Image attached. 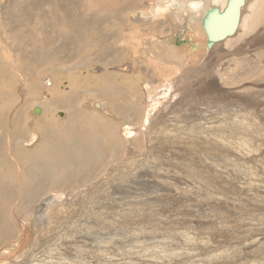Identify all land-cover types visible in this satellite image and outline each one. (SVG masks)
<instances>
[{
    "label": "rangeland",
    "instance_id": "1",
    "mask_svg": "<svg viewBox=\"0 0 264 264\" xmlns=\"http://www.w3.org/2000/svg\"><path fill=\"white\" fill-rule=\"evenodd\" d=\"M100 1L0 0V203L13 209L18 235L17 217L29 218L27 242L0 264H264V24L247 43L222 49L221 60L212 51L182 73L186 86L175 93L182 99L171 108L182 119L164 126L156 120L173 117L158 112L145 138L144 85L154 88L157 75L139 54L134 72L117 68L135 46L125 38L129 13L145 12L151 0ZM184 28L173 32L175 48L188 44ZM103 82L115 83L104 93ZM162 84L154 92L160 101ZM62 149L71 160L62 155L65 166L55 164ZM55 184L65 194L46 209ZM2 235L0 254L8 244Z\"/></svg>",
    "mask_w": 264,
    "mask_h": 264
},
{
    "label": "bare ground",
    "instance_id": "2",
    "mask_svg": "<svg viewBox=\"0 0 264 264\" xmlns=\"http://www.w3.org/2000/svg\"><path fill=\"white\" fill-rule=\"evenodd\" d=\"M100 0H98V2H99ZM152 1V0H151ZM149 2V4H148V8L146 9V11L145 12H139V14H136L135 12H131V13H129V18L132 20V22H130V25L128 24V23H126V25H129V27L131 28L132 27V29L131 30H126L125 29V32L127 33V35H125V38L126 39H130L131 41L130 42H132V40H134L135 41V46H132V47H134L133 49H132V54H129V55H131L132 56V60L130 59V61L126 64L127 66H123V67H121V68H117V70H128V67L131 69V70H133V72H134V65L136 64L135 63V60H134V58H137L138 57V54H139V56H140V58L141 59H145L146 61H147V64L145 65L143 62H141V63H143V65H144V67L145 68H147V69H151V70H153L152 72V75H155V77H156V75H157V77H156V79H155V82L156 81H158L159 82V84L157 83V85L155 86L156 88L159 86V85H161L162 84V82H163V86H165V93H166V97H163V98H161L162 99V101H160V99L155 95V91H156V88L154 87V88H151V87H149L148 85L146 86V85H144L145 87H146V89H147V92H148V96H149V106H148V112H147V110H146V112H147V114H146V116L143 118V123H142V125H141V127L139 128L138 127V131L139 132H145V130H146V132H145V134H143L144 135V137L146 136V137H148L149 135H150V131H151V129H153L155 126H154V120H155V118H156V115H158L157 113L158 112H160V113H164L166 116H168V115H171L173 118H167L168 120H165L164 118H158L159 120H156V121H160V123L162 124V125H164L165 126V124L169 121V122H172V125H173V122H174V120H175V118L176 119H178L179 117H180V113L179 112H177V113H175L172 109H174L175 107H177L178 105H175V100H176V102H177V99H179V98H181V97H179V96H177L178 94H175L176 92H177V90L178 89H176V87L177 86H180L179 84L182 82V85H184L185 84V86H186V83H187V81H185V83H183V81L184 80H182L181 79V77H183L184 75V72L186 71V72H188V71H190V70H192L191 68L193 67V68H195L194 66L196 65L197 66V64H195L196 63V61L197 60H202V57L204 58V56L206 55H209V53L210 52H212L213 51V53H215L216 54V58H217V61L220 59H222V54H221V51H222V49L224 50V48L228 45V44H230V43H233V42H236V45L238 44V43H244V42H248V40H249V38H250V36L252 35L251 33H253V32H255L256 30L255 29H257L258 27H256V26H258V25H261V24H264V0H244L245 1V3H244V6L241 8V15H240V18H239V21H238V26H237V28H236V34L232 37V38H227V39H224V40H220V41H215L214 43H212V45H211V47L209 48L208 46H207V43H208V41H207V36H206V34H205V31H204V28L202 27V20H203V18L205 17V15H206V13H207V11L208 10H210L212 7H216V8H218V9H220V10H222L224 7H225V4H226V2H227V0H168V1H165V0H153L152 2ZM140 2V1H139ZM142 3V2H141ZM100 4H101V1H100ZM102 5V4H101ZM127 9V8H126ZM124 10V9H123ZM129 10V9H128ZM28 11V10H27ZM127 11V10H126ZM142 11H144V10H142ZM245 12L247 13L246 15H244L245 14ZM128 15V14H127ZM147 17H149L148 19H147ZM80 19V18H79ZM146 20V21H145ZM142 22H144V24L142 23ZM174 22H175V24H174ZM138 23H142V24H138ZM122 24V23H121ZM77 25V24H76ZM120 26V25H119ZM182 26H185V28L184 29H182L181 30V32L182 33H185L186 32V34H184L183 36L185 37V38H187L186 40H188V44H184V46L183 47H180V48H175V46H173L174 45V43H173V40H175V38H173V32H175V28H180V27H182ZM212 27V26H211ZM258 30V29H257ZM262 30V29H261ZM263 30H264V27H263ZM117 31V30H116ZM165 31V32H164ZM121 32H123V31H121ZM251 32V33H250ZM124 33V32H123ZM156 33H157V35H156ZM260 33V32H259ZM125 34V33H124ZM123 34V35H124ZM109 35V34H108ZM203 35H204V37H203ZM260 35V34H259ZM254 36H257V34L256 35H254ZM99 37V36H98ZM255 38V37H254ZM93 39V38H92ZM123 41V40H122ZM251 43V42H250ZM253 45V44H252ZM251 45V46H252ZM250 46V47H251ZM258 46H260V45H258ZM126 47V46H125ZM144 47H145V49H144ZM238 47V46H237ZM92 48V47H91ZM182 49H184V50H182ZM236 50H237V48H235ZM106 51V50H105ZM117 51V50H116ZM231 51V50H230ZM232 51H233V49H232ZM77 52V51H76ZM225 52V51H224ZM237 52V51H236ZM144 53V54H143ZM220 53V54H219ZM230 53V52H229ZM228 53V54H229ZM232 53V52H231ZM240 53V52H239ZM248 53V52H247ZM228 54H227V56H228ZM242 55H243V53H241ZM246 53H244V55H245ZM234 55H237V54H234ZM233 55V56H234ZM225 56V55H224ZM246 56H248V55H246ZM80 57V56H79ZM126 58V57H125ZM174 59H178L179 60V65H180V67L178 66V65H175L174 66V62H173V60ZM207 59V58H206ZM205 59V60H206ZM105 60V59H104ZM127 60V59H126ZM204 61V60H203ZM83 62V61H82ZM180 62H182V63H180ZM125 63V62H124ZM140 63V64H141ZM202 63L203 62H200L199 63V65L197 66V67H200L201 65H202ZM212 64H211V66L213 67L214 65H215V63H216V61L215 62H211ZM194 64V65H193ZM124 65V64H123ZM142 65V64H141ZM181 65H183V66H181ZM243 65V64H242ZM86 66V65H85ZM117 66V65H116ZM204 66V65H203ZM202 66V67H203ZM205 66H206V64H205ZM208 66V65H207ZM218 66V65H217ZM137 67V66H136ZM187 69V70H185V68ZM68 68V67H67ZM69 68H71V67H69ZM68 68V69H69ZM81 68V67H80ZM144 68V69H145ZM65 69V68H64ZM82 69H83V67H82ZM97 69H99V68H97ZM104 69V68H103ZM66 70V69H65ZM78 70H79V66H78ZM93 70V69H92ZM96 70V69H95ZM150 70V71H151ZM195 70V69H194ZM193 70V71H194ZM201 70V69H200ZM207 71H209V69H206ZM216 70H222V68H221V65L219 64V66H218V69H216ZM70 71V70H69ZM86 71V70H85ZM109 71V70H108ZM193 71H191V72H193ZM225 71V70H224ZM93 72H94V70H93ZM99 72V71H98ZM132 72V71H131ZM140 72V71H139ZM144 72H146V71H144ZM156 72V74H154ZM50 73V72H49ZM107 73V72H106ZM183 73V74H182ZM190 73V72H189ZM189 73H187V74H189ZM213 73V72H212ZM215 73H217V72H215ZM221 73H223L222 71H221ZM89 74V73H88ZM87 74V75H88ZM104 74V73H103ZM139 73H137V77H136V79L133 77V79H135V80H140V78L139 77H142V75L140 76V74L138 75ZM151 74V73H150ZM150 74H148V75H150ZM187 74H186V77L188 78V76H187ZM190 74H192V73H190ZM198 74V73H197ZM144 75V74H143ZM146 75V74H145ZM147 75V76H148ZM182 75V76H181ZM205 75H206V73H205ZM204 75V76H205ZM216 76H219L218 75V73L217 74H215ZM223 75V74H222ZM133 76H135V75H133ZM179 76H180V78H179ZM196 76V75H195ZM201 76V75H200ZM203 76V75H202ZM209 75H207V77H208ZM68 77V76H67ZM66 77V78H67ZM108 77H109V75H108ZM124 77V76H123ZM122 77V78H123ZM144 77V76H143ZM198 77V76H197ZM145 78V77H144ZM150 78H152V77H150ZM149 78V79H150ZM179 78V79H178ZM185 77H183V79H184ZM196 78V77H195ZM68 79V78H67ZM72 79V78H71ZM204 79V78H203ZM208 79V78H207ZM206 79V80H207ZM209 79H210V77H209ZM69 80V79H68ZM105 80V83L108 81H106V79H104ZM125 80H126V78H125ZM134 80V81H135ZM151 80V79H150ZM154 80V79H153ZM186 80V79H185ZM188 80H190V79H188ZM226 80V79H225ZM72 81V80H71ZM80 81V80H79ZM191 81V80H190ZM195 81V80H194ZM200 81H203V80H201L200 79ZM221 81V80H220ZM33 82V81H32ZM38 82H40V81H38ZM60 82V81H59ZM67 82V81H66ZM77 82V81H76ZM76 82L75 83H73V82H71L70 84H76ZM84 82V81H83ZM116 82V81H115ZM115 82H113V83H115ZM120 82V81H119ZM149 82H151V81H149ZM149 82L147 81V83L146 84H149ZM204 82V81H203ZM210 82H212V81H210ZM217 82V81H216ZM79 83V82H78ZM112 82H111V84L112 85H114ZM118 83V82H117ZM153 83V82H152ZM161 83V84H160ZM192 83H194V82H192ZM199 83V82H198ZM214 83V82H213ZM219 83V82H218ZM223 83V82H222ZM226 83V82H225ZM229 83V82H228ZM35 84V83H34ZM34 84H32V86L34 85ZM42 84L44 85V86H46V87H50L51 85H53L50 81H49V79H44V80H42ZM57 84V83H56ZM110 84V85H111ZM143 84V83H142ZM211 84V83H210ZM78 85V84H77ZM89 85V84H88ZM102 85H104V82H103V84ZM101 85V86H102ZM109 84L107 85H104V87H106V91H101V92H104V93H107V89H108V87L110 86ZM150 85V84H149ZM196 85V84H195ZM201 85V84H200ZM205 85V84H204ZM209 85V84H208ZM208 85H206L205 87H208ZM212 85H214V84H212ZM35 87H36V85H34ZM55 86V85H54ZM108 86V87H107ZM139 86V85H138ZM137 86V87H138ZM141 86V85H140ZM191 86H193V85H191ZM202 86V85H201ZM227 86V85H226ZM19 87V86H18ZM72 87V86H71ZM79 87H80V85H79ZM89 87V86H88ZM104 87H102V89L104 88ZM111 87V86H110ZM109 87V88H110ZM144 87V88H145ZM159 87H161V86H159ZM158 87V88H159ZM184 87V86H183ZM204 87V86H203ZM211 87V86H210ZM44 88V87H43ZM70 88V87H69ZM81 88V87H80ZM98 88V87H97ZM100 88V87H99ZM98 88V89H99ZM192 88V87H191ZM4 89V88H3ZM10 89V88H9ZM74 89V88H73ZM72 89V90H73ZM82 89V88H81ZM118 89V88H117ZM142 89V88H141ZM181 89V88H180ZM179 89V90H180ZM186 89V87L184 88V90ZM59 90V89H58ZM119 90V89H118ZM183 90V91H184ZM55 91V90H54ZM57 91V90H56ZM113 90H111V92H112ZM117 91V90H116ZM142 91V90H141ZM144 91H145V89H144ZM58 92V91H57ZM75 92H76V90H75ZM93 92V91H92ZM100 92V91H99ZM100 92V93H101ZM157 92V91H156ZM162 92V91H161ZM161 92H160V94H161ZM163 92H164V90H163ZM181 92V91H180ZM179 92V93H180ZM191 92V91H190ZM38 93V92H37ZM50 93V92H49ZM48 93V94H49ZM103 93V94H104ZM172 93V94H171ZM68 94V93H67ZM67 94H65V95H67ZM73 94H74V92H73ZM120 94V93H119ZM175 94V95H174ZM187 94V93H186ZM204 94V93H203ZM42 94H40L39 95V98H40V96H41ZM70 95H72V94H70ZM116 95V94H115ZM146 93H145V97H146ZM174 95V96H173ZM181 95V94H180ZM183 95V94H182ZM202 95V94H201ZM21 96V95H20ZM43 96V95H42ZM50 96H51V94H50ZM68 96H69V94H68ZM117 96H118V94H117ZM144 96V95H143ZM173 96V97H172ZM178 98H177V97ZM193 96V95H192ZM52 97V96H51ZM144 97V98H145ZM175 97L177 98V99H175ZM188 97V96H187ZM34 98H36L35 96H34ZM54 98V97H53ZM193 98V97H192ZM101 99H103V98H101ZM167 99V100H166ZM182 99V98H181ZM194 99V98H193ZM236 99V98H235ZM54 100V99H53ZM104 100H105V98H104ZM67 101H68V99H67ZM146 101V100H145ZM189 101V100H188ZM193 101V100H192ZM51 102V105H52V101H50ZM143 102V101H142ZM180 102V101H179ZM121 103V102H120ZM181 103V102H180ZM185 103V102H184ZM251 103H252V101H251ZM48 104V103H47ZM50 104V103H49ZM64 104H66V103H64ZM83 104V103H82ZM98 104V103H97ZM100 104V103H99ZM140 104H142V103H140ZM205 104V103H204ZM188 105H191V104H188ZM54 105H52V107H53ZM97 106V105H96ZM172 106H175L174 108H172ZM34 107V106H33ZM32 107V108H33ZM98 107V106H97ZM111 107V106H110ZM246 107V106H245ZM35 108H38V107H35ZM34 108V109H35ZM117 108V107H116ZM172 108V109H171ZM231 108V107H230ZM229 108V109H230ZM102 109V108H101ZM111 109V108H110ZM144 109H147V107L145 108L144 107ZM175 109H177V108H175ZM182 109V108H181ZM224 109V108H223ZM236 109V108H235ZM245 109V108H244ZM38 110V113L40 112V108H38L37 109ZM115 110V109H114ZM163 110V111H162ZM193 110V109H192ZM202 111H203V109H202ZM207 111V110H206ZM226 111V110H225ZM237 111V110H236ZM114 112V111H113ZM112 112V113H113ZM126 112H128V111H126ZM210 112V111H209ZM228 112V111H227ZM226 112V113H227ZM245 112V111H244ZM38 113H35V114H38ZM111 113V112H110ZM116 113V112H115ZM159 113V114H160ZM179 113V114H178ZM188 113H190V112H188ZM193 113H195V112H193ZM231 113V112H230ZM239 113V112H238ZM168 114V115H167ZM204 114V113H203ZM203 114H201V115H203ZM209 114V113H208ZM219 114V113H218ZM114 115V114H113ZM178 115H179V117H178ZM192 115H194V114H192ZM244 115V114H243ZM163 117V116H162ZM208 117V116H207ZM240 117V116H239ZM156 118V119H157ZM181 118V117H180ZM199 118V117H198ZM218 118V117H217ZM164 119V121H162ZM182 119V118H181ZM207 119V118H206ZM179 120V119H178ZM188 120V119H187ZM196 120V119H195ZM207 120H209V119H207ZM215 120H217V119H215ZM176 121V120H175ZM169 122H168V124H169ZM207 122V121H206ZM216 122H218V121H216ZM139 124V123H138ZM159 124V123H158ZM156 125H157V123H156ZM162 125H160L159 126V128H161V126ZM166 126H167V124H166ZM210 126V125H209ZM214 126V125H213ZM129 127H132V126H129ZM129 127H124V129H125V133H126V135H131V133L133 132L132 131V129H129ZM136 127H137V125H136ZM123 128V127H122ZM156 128V127H155ZM166 128V127H165ZM196 128V127H195ZM212 128V127H211ZM124 129H123V131H124ZM202 129V128H201ZM157 130V129H156ZM159 130H161V129H159ZM188 130V129H187ZM190 130V129H189ZM203 130V129H202ZM170 131V130H169ZM194 131V130H193ZM206 131H207V129H206ZM220 131V130H219ZM202 132V131H201ZM211 132V131H210ZM212 132H213V130H212ZM217 132V131H216ZM193 133V132H192ZM215 133V132H214ZM135 134V133H134ZM142 134V133H141ZM218 134V133H217ZM216 134V135H217ZM31 135V134H30ZM120 135V134H119ZM124 135V134H123ZM152 135V134H151ZM150 135V136H151ZM193 135V134H192ZM198 135V134H197ZM214 135V134H213ZM223 135V134H222ZM136 137V136H135ZM145 137V138H146ZM218 137V136H217ZM94 138H96V137H94ZM93 138V139H94ZM126 138V137H125ZM129 138V137H128ZM203 138V137H202ZM131 139H134V137L133 138H131ZM136 139V138H135ZM210 139V138H209ZM219 139V138H218ZM221 139V138H220ZM257 139V138H256ZM51 140V139H50ZM68 140V139H67ZM91 140V139H90ZM153 140V139H152ZM123 141H125L124 139H123ZM127 141V140H126ZM136 141H138V140H136ZM154 141V140H153ZM153 141H152V143H153ZM264 141V140H263ZM30 142V141H29ZM96 142V141H95ZM121 142V141H120ZM133 142H134V140H133ZM147 142V141H146ZM150 142V141H149ZM256 142V141H255ZM87 143H88V141H87ZM125 143V142H124ZM253 143V142H252ZM257 143V142H256ZM25 144V143H24ZM88 144H90V143H88ZM127 144V143H126ZM8 146H9V144H7ZM91 145V144H90ZM94 145H96V143H94ZM7 146V147H8ZM148 146V145H147ZM52 147V146H51ZM50 147V148H51ZM56 147V146H55ZM97 147H98V144H97ZM207 147V146H206ZM217 147V146H216ZM50 148H49V150H50ZM63 148V147H62ZM92 148V147H91ZM177 148V147H176ZM100 149V148H99ZM91 150V149H90ZM241 150H243V149H241ZM51 151V150H50ZM80 151H81V149H80ZM134 151V150H133ZM244 151V150H243ZM93 152V151H92ZM248 152H249V150H248ZM60 157H61V159H58V161L57 162H55V164H59V165H62V155L66 158V159H64V160H69V161H71L70 159H68V154L66 153V152H64L63 151V149L62 150H60ZM237 155V154H236ZM253 155V154H252ZM127 156V155H126ZM125 156V157H126ZM73 157H75V155L73 156ZM89 157V156H88ZM140 157V156H139ZM249 157V156H248ZM11 158V157H10ZM91 158V157H90ZM89 158V159H90ZM100 158V157H99ZM119 158V157H118ZM126 158H128V157H126ZM125 158V159H126ZM136 158V157H135ZM145 158V157H144ZM147 158V157H146ZM36 159V158H35ZM52 159V158H51ZM54 159V158H53ZM53 159H52V161H53ZM92 159H93V157H92ZM55 160V159H54ZM118 160V159H117ZM128 160V159H127ZM126 160V161H127ZM146 160V159H145ZM34 161V160H33ZM51 161V162H52ZM39 162V161H38ZM66 162V161H65ZM73 162V161H72ZM197 162V161H196ZM68 163V162H67ZM117 163V162H116ZM40 164V163H39ZM45 164H47V163H45ZM53 164V163H52ZM76 164V163H75ZM107 164V163H106ZM115 164V163H114ZM113 164V165H114ZM130 164V163H129ZM153 164V163H152ZM37 165H38V163H37ZM67 165V164H66ZM103 165V164H102ZM112 165V166H113ZM53 166V165H52ZM62 166H65V164H63ZM70 166V165H69ZM86 166V165H85ZM95 166H97V164H95ZM107 166V165H106ZM66 167H68V166H66ZM71 167V166H70ZM69 167V168H70ZM108 167V166H107ZM115 167V166H114ZM123 167V166H122ZM16 168H18V167H16ZM63 168V167H62ZM87 168V167H86ZM99 168H101V166L99 167ZM104 168V167H103ZM115 168H117V167H115ZM114 168V169H115ZM42 169V168H41ZM65 169V168H64ZM74 169V168H73ZM85 169V168H84ZM98 169V168H97ZM108 170H109V168H107ZM113 169V170H114ZM58 170H60V169H58ZM66 170V169H65ZM110 170H112L111 168H110ZM109 170V171H110ZM125 170V169H124ZM129 170V169H128ZM132 170V169H131ZM163 170V169H162ZM44 171V170H43ZM62 171V170H61ZM82 171V170H81ZM98 171V170H97ZM18 172V171H17ZM16 172V173H17ZM41 172V171H40ZM57 172V171H56ZM60 172V171H59ZM58 172V173H59ZM70 172H72V171H70ZM124 172V171H123ZM41 173H43V172H41ZM73 173V172H72ZM101 173V172H100ZM118 173V172H117ZM129 173V172H128ZM22 174V173H21ZM43 174H45V172L43 173ZM62 174V173H61ZM66 174V173H65ZM71 174V173H70ZM115 173H113V175H114ZM23 175V174H22ZM39 175H40V173H39ZM59 175V174H58ZM111 176H113L112 174H110ZM33 176V175H32ZM122 176V175H121ZM29 177V176H28ZM40 177H42L41 175H40ZM95 177V176H94ZM93 177V178H94ZM124 177V176H123ZM123 177H120L121 178V180H122V178ZM35 178V177H34ZM33 178V179H34ZM43 178V177H42ZM86 178V177H85ZM25 179V178H24ZM24 179H22V180H24ZM29 179V178H28ZM31 179V178H30ZM40 179V178H39ZM87 179H89L90 180V178H87ZM111 179V178H110ZM117 179V178H116ZM32 180V179H31ZM30 180V181H31ZM35 180L37 181V179L35 178ZM82 180V179H81ZM84 180H86V179H84ZM83 180V181H84ZM120 180V179H119ZM120 180V181H121ZM16 181V180H15ZM25 181V180H24ZM30 181H28L29 182V184H30ZM40 181V180H39ZM43 181V180H42ZM63 181H66V180H63ZM63 181H61V182H63ZM106 181V180H105ZM26 183H27V181H25ZM46 182V181H45ZM59 182V181H58ZM115 182H116V180H115ZM25 183V184H26ZM37 183H38V181H37ZM47 183V182H46ZM86 183V182H85ZM8 184H10V182L8 183ZM15 184V183H14ZM24 184V183H23ZM112 184V183H111ZM116 184V183H115ZM17 185V184H16ZM20 185V184H19ZM28 185V184H27ZM26 185V186H27ZM36 185V184H35ZM58 186H62V184H60V183H58L57 184ZM76 185V184H75ZM103 185V184H102ZM104 185H105V183H104ZM25 186V185H24ZM32 186V185H31ZM95 186V185H94ZM111 186V185H110ZM23 187V186H22ZM77 187V186H76ZM80 187H82L81 185H80ZM85 187V186H84ZM0 188H1V190H0V196L2 195V192L4 191V189H5V187L3 186V185H1L0 186ZM20 188V187H19ZM26 188H28V187H26ZM34 188V187H33ZM37 188H39V187H37ZM77 188H79V187H77ZM122 188V187H121ZM31 189H32V187H31ZM34 189H36V187L34 188ZM39 189H41V187L39 188ZM51 190H49V192H51L52 193V195H55L56 194V196H54V197H50V199H48L46 202H45V204H44V208H46V209H49L51 206H50V204L51 203H53V202H57V201H60V199H62V196H63V194H65V191H59V190H57L56 189V184L55 185H53L52 186V188H50ZM67 189H68V187H67ZM72 189V188H71ZM74 189V188H73ZM119 189V188H118ZM21 190H23V189H21ZM66 190V189H65ZM70 190V189H69ZM81 190V189H80ZM110 190V189H109ZM123 190V189H122ZM35 191V190H34ZM71 191V190H70ZM72 191H74V190H72ZM71 191V192H72ZM35 192H37V191H35ZM57 192H59V193H57ZM39 194V193H38ZM50 194V193H49ZM72 194H73V192H72ZM100 194V193H99ZM121 194V193H120ZM119 194V195H120ZM47 195V194H46ZM45 195V196H46ZM125 195V194H124ZM37 196V195H36ZM44 196V197H45ZM100 196V195H99ZM118 195H114L113 197H117ZM47 197V196H46ZM73 197V196H72ZM84 198H86V197H84ZM83 198V199H84ZM89 198H92V197H89ZM42 199V198H41ZM46 199V198H45ZM94 199V198H93ZM92 199V200H93ZM97 199V198H96ZM5 200V199H4ZM3 200V201H4ZM27 200V199H26ZM85 200V199H84ZM99 200V199H98ZM31 201V200H30ZM40 201V200H39ZM82 201V200H81ZM0 202H2V200H1V197H0ZM27 202V201H26ZM41 202V201H40ZM7 203H8V201H7ZM11 203V202H10ZM17 203V202H16ZM39 203V202H38ZM23 204V202H21V204L20 205H22ZM71 204H72V202H71ZM94 204V203H93ZM9 205V204H8ZM30 205H32V204H29V206ZM34 205V204H33ZM33 205H32V207H33ZM38 205V204H37ZM43 205V204H42ZM41 205V206H42ZM11 206V205H10ZM69 206H71L70 204H69ZM95 206V205H94ZM31 207V208H32ZM35 207H37V206H35ZM65 207V206H64ZM14 208V207H13ZM73 207H71V209H72ZM80 208V207H79ZM82 208V207H81ZM9 209H12V208H8V211L6 210V206H5V204H2V203H0V232L4 235H2L7 241H8V244L7 245H5L2 249L4 250V252L3 253H1L0 254V262H1V260L2 259H9V257H10V252H12V248L15 246V244H16V246H18V245H21L24 241H26L27 242V240H25L24 239V237L26 236V234L28 233L27 232V228H29L28 227V219L29 218H25L24 216H19V217H17V226L18 227H20L21 229H20V231H21V235H18L17 233H18V231H17V229H16V227H15V225L13 224V217H14V219H15V215L14 216H10V212H9ZM15 209V208H14ZM28 209H30V208H28ZM63 209V208H62ZM70 209V210H71ZM13 210V209H12ZM19 210V209H18ZM22 210V209H21ZM20 210V211H21ZM27 210V209H26ZM6 211H7V214H6ZM27 211H29V210H27ZM47 211V210H46ZM49 211H52V210H49ZM49 211H48V213H49ZM55 212H56V210H54ZM58 211V210H57ZM13 212V211H12ZM11 212V213H12ZM26 212V211H25ZM24 213V212H23ZM27 213V212H26ZM44 214V213H43ZM10 216V218H9V216ZM13 215V214H12ZM21 215H22V213H21ZM49 215V214H48ZM52 216H53V214H52ZM64 216V215H63ZM48 217H51V216H48ZM56 217H58V216H56ZM67 217V216H66ZM68 218V217H67ZM41 219H44V218H41ZM50 219V218H49ZM72 219V218H71ZM13 220V221H12ZM69 220H70V218H69ZM50 221V220H49ZM257 222H259V220H256ZM28 222V223H27ZM16 224V223H15ZM50 224V223H49ZM65 226V225H64ZM65 228V227H64ZM63 230V229H62ZM258 231V230H257ZM20 233V232H19ZM58 233V232H57ZM256 234V233H255ZM30 235V234H29ZM46 236V235H45ZM62 237V236H61ZM39 238V237H38ZM57 238V237H56ZM60 238V237H59ZM58 238V239H59ZM26 239H28L29 240V238H26ZM50 239H52V238H50ZM45 240V239H44ZM82 241V240H81ZM92 241V240H91ZM11 242L13 243V244H11ZM16 242V243H15ZM41 242H43V241H41ZM89 242V241H88ZM44 243V242H43ZM58 243V242H57ZM85 243H87V242H85ZM27 244V243H26ZM51 244V243H50ZM49 244V245H50ZM53 244H56V243H53ZM23 245V244H22ZM41 245H43V244H41ZM84 245H86V244H84ZM93 245H95V244H93ZM34 246V245H33ZM40 246V245H39ZM61 246V245H60ZM183 246H186L185 244H183ZM52 247V246H51ZM54 247V246H53ZM86 246H81L80 248H85ZM23 248V247H22ZM27 248H29V247H27ZM87 248V247H86ZM47 250V249H46ZM87 250V249H86ZM89 250V249H88ZM19 251V250H18ZM54 251V250H53ZM261 252V251H260ZM13 253V252H12ZM44 253H46V252H44ZM77 253H78V251H77ZM13 255V254H12ZM20 255V254H19ZM236 255V254H235ZM67 258V257H66ZM69 258H70V256H69ZM77 258V257H76ZM26 259H27V257H26ZM31 259V258H30ZM29 259V260H30ZM62 259H63V257H62ZM82 259V258H81ZM86 259V258H85ZM90 259V258H89ZM135 260H136V258H134ZM139 259V258H138ZM235 259V258H234ZM17 260V259H16ZM28 260V259H27ZM33 260V259H32ZM32 260H30V261H32ZM77 260V259H76ZM88 260V259H87ZM6 261V260H5ZM34 261V260H33ZM81 261V260H80ZM84 261V260H83ZM140 261V260H139ZM138 260L136 261V262H139ZM2 263V262H1ZM8 263H11V262H8ZM15 263H16V261H15ZM36 263V262H35ZM41 263V262H40ZM40 263H38V264H40ZM240 263V262H239ZM5 264V263H4ZM13 264V263H12ZM33 264V263H32ZM89 264V263H88ZM200 264V263H199ZM203 264V263H202Z\"/></svg>",
    "mask_w": 264,
    "mask_h": 264
},
{
    "label": "water",
    "instance_id": "3",
    "mask_svg": "<svg viewBox=\"0 0 264 264\" xmlns=\"http://www.w3.org/2000/svg\"><path fill=\"white\" fill-rule=\"evenodd\" d=\"M244 3V0H227L222 10L212 7L207 11L202 24L209 48L215 41L232 38L236 34L241 8ZM37 109L35 108L33 112L38 113Z\"/></svg>",
    "mask_w": 264,
    "mask_h": 264
}]
</instances>
